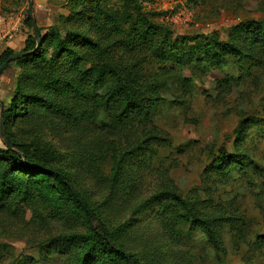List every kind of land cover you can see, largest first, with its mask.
<instances>
[{
  "label": "rangeland",
  "instance_id": "1",
  "mask_svg": "<svg viewBox=\"0 0 264 264\" xmlns=\"http://www.w3.org/2000/svg\"><path fill=\"white\" fill-rule=\"evenodd\" d=\"M86 1L32 0L33 16L37 27L43 30L42 35L53 27L60 28L63 36L77 32L98 40L88 25L91 14L82 15ZM102 2L108 12L121 10L124 5L121 0ZM138 3L150 20L168 26L176 36L214 34L227 41L237 24L264 21V0H138ZM0 16L5 17L6 23L17 26L8 40L14 35L34 36L33 30L25 26L29 16L27 0H0ZM8 40L1 46L0 55ZM117 58L123 65L139 61L137 69L144 74V83L155 88V96L160 99L150 124L125 131L131 146L149 138L145 147L148 149L144 150L147 166L133 175L138 183L132 195H129L132 181L121 188L112 186L113 155H117L114 149L121 150L118 145L125 142L121 136L125 132L104 136L105 142L100 145L103 138L94 126L87 127L90 133L77 131L66 125L65 120L32 111L28 117L17 120L11 132L66 171L75 189L114 227L124 223L143 201L163 191L200 201L201 207L213 217L232 215L247 219V228L241 227L245 239L231 228L222 227L223 252L217 254L201 232L192 238L182 236L186 246L180 241L179 246L174 245L163 237L160 225L151 222L159 209V203H154L136 217L138 224H150L144 233V244L140 240L126 244L128 249L140 253L144 264H264V56L246 63L245 74L244 68L238 69L232 62L223 71L196 67L175 69L172 73L168 71V67L172 70L169 65L159 68L155 60L136 54H118ZM20 72L12 64L0 75V104L4 110L14 98ZM98 116L95 126L105 122L102 110ZM246 119L254 122L247 124ZM0 147H3L1 139ZM224 153L243 155L246 159L243 169L248 174L229 169L222 176L208 177L207 169ZM36 220L30 214L25 217L0 214V264H14L15 258L19 260L17 264H63L59 252H51L47 257L32 244L50 231L61 232L68 227L45 226ZM11 255L14 259H10Z\"/></svg>",
  "mask_w": 264,
  "mask_h": 264
},
{
  "label": "trees",
  "instance_id": "2",
  "mask_svg": "<svg viewBox=\"0 0 264 264\" xmlns=\"http://www.w3.org/2000/svg\"><path fill=\"white\" fill-rule=\"evenodd\" d=\"M102 1L87 0L82 14H91L88 25L98 40L77 32L63 36L60 28L53 27L42 35L43 30L38 28L39 49L36 50V37L28 35L22 52L6 49L0 55L1 66L16 54L30 53L4 69L15 64L21 72L15 82L14 98L4 110L5 140L0 136L3 144L0 147V214L11 217L30 214L45 226L68 227L61 232L50 231L32 244L47 257L51 252H59L58 258L63 264H144L140 253L127 246L139 240L142 244L144 233L150 227V224L137 223L139 211L159 203L151 222L160 225L163 237L174 245L179 246L180 241L186 246L182 236L192 238L201 232L215 253L221 254L222 227L231 228L245 239L241 227L247 228V219L232 215L213 217L201 207L200 201L163 191L143 201L124 223L114 227L81 196L66 171L54 166L38 148L32 149V145L11 132L14 123L28 117L31 111L65 120L66 125L77 131L90 133L88 129L94 126L104 139L99 141L100 145L110 133L122 134L129 127L150 124L160 101L155 96V88L144 83V74L137 69L139 61L123 65L118 54L147 57L155 60L159 68L169 65L172 70L168 67V71L172 73L175 69L196 67L223 71L232 62L238 69L244 68V74L248 71L244 67L246 63L264 56V21L237 24L227 41L214 34L176 36L168 26L150 20L138 0H121L124 5L115 12L106 11ZM32 25L27 16L25 26L33 30ZM101 110L105 122L95 126ZM121 136L125 142L118 145L121 150L114 149L117 155H113L112 186L117 189L132 181V191L128 192L132 195L138 183L133 175L147 166L144 150L148 149L145 147L149 145V138L131 146L128 135ZM245 160L243 155L224 153L213 160L206 172L208 177H219L229 173V169H237L247 175L248 171L243 169ZM10 259L14 257L11 255ZM25 259L34 263L30 258ZM17 263L19 260L15 258L14 264Z\"/></svg>",
  "mask_w": 264,
  "mask_h": 264
},
{
  "label": "water",
  "instance_id": "3",
  "mask_svg": "<svg viewBox=\"0 0 264 264\" xmlns=\"http://www.w3.org/2000/svg\"><path fill=\"white\" fill-rule=\"evenodd\" d=\"M27 1H28V15L31 18V20L33 21L32 29L34 32V36L37 39V48H36V50H37V49H39L40 44H41L40 35L38 32L37 24H36L34 16H33L34 6L32 3V0H27ZM29 55H30V53H21V54H16V55L12 56L11 58H9L4 64H2L0 66V75L3 73L4 69L6 68V66L9 63L20 60V59H22L26 56H29ZM0 136L3 140H5L4 109H3V106L1 104H0ZM7 146H8V148H10L9 144Z\"/></svg>",
  "mask_w": 264,
  "mask_h": 264
},
{
  "label": "built area",
  "instance_id": "4",
  "mask_svg": "<svg viewBox=\"0 0 264 264\" xmlns=\"http://www.w3.org/2000/svg\"><path fill=\"white\" fill-rule=\"evenodd\" d=\"M186 20H188V18ZM16 27L17 26H12L9 23H6L5 17L0 16V48L4 45V42L11 37L16 30Z\"/></svg>",
  "mask_w": 264,
  "mask_h": 264
},
{
  "label": "crops",
  "instance_id": "5",
  "mask_svg": "<svg viewBox=\"0 0 264 264\" xmlns=\"http://www.w3.org/2000/svg\"><path fill=\"white\" fill-rule=\"evenodd\" d=\"M15 36L16 35H14L10 40H8L5 48L11 49L15 53H20L24 49L26 37L23 35L22 36H16V37Z\"/></svg>",
  "mask_w": 264,
  "mask_h": 264
}]
</instances>
